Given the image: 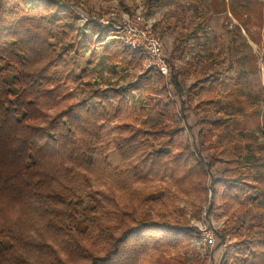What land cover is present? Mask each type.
<instances>
[{
  "label": "trees",
  "instance_id": "16d2710c",
  "mask_svg": "<svg viewBox=\"0 0 264 264\" xmlns=\"http://www.w3.org/2000/svg\"><path fill=\"white\" fill-rule=\"evenodd\" d=\"M60 1L0 0V264H135L146 253L148 236L158 232L183 235L186 249L170 258L161 251L156 264H199V254L188 256L195 228L178 214L175 198L154 196L146 208L121 213L110 222L96 194H78L60 175L73 162L89 156L91 161V153L105 147L111 135L122 160L144 166L139 181L169 182L196 217L204 209L223 206L235 223L246 208L245 197L256 204L264 187L241 164L243 156L233 141L215 143V131L233 119L224 106H217L221 72L214 77L195 74L187 90L174 64L168 84L157 72L165 94L153 96L155 88H149V104L158 119L147 127L142 121L146 110L130 108L127 90L140 89L150 71L126 86H78L84 70L77 63L87 40L75 12ZM241 1L264 27V1ZM162 3L145 0V10ZM179 45L175 41L173 50ZM105 51L109 61L122 67L144 58L122 41ZM76 83L79 96L70 89ZM204 106L225 118L199 117L202 146L192 149L180 133V117H187L188 108ZM205 148L212 150L208 160L201 154ZM218 164L224 167L212 172ZM259 210L260 221L248 235L225 227V234L239 239L219 264H264V234L254 229L259 225L264 230V204Z\"/></svg>",
  "mask_w": 264,
  "mask_h": 264
},
{
  "label": "rangeland",
  "instance_id": "374dc122",
  "mask_svg": "<svg viewBox=\"0 0 264 264\" xmlns=\"http://www.w3.org/2000/svg\"><path fill=\"white\" fill-rule=\"evenodd\" d=\"M75 1L60 2L67 10L75 12L80 31L87 40L77 63L78 70H84L78 86L83 82H90L95 88L126 86L150 71L148 82H144L140 89L127 90V99L130 108L146 110L142 121L147 127L156 122L158 114L149 104L148 91L149 88H155L153 96L165 94L157 72L146 67L145 56L142 62L131 67H122L109 61L105 48L110 49L122 40L118 32L113 31L108 24L94 19L110 17L109 20L116 21L123 16L134 17L141 14L152 22L163 39L168 61L174 64L175 70H179L185 90L195 82V74L214 77L218 71L221 72L217 106H224L227 112L233 114V119L226 127L215 131V143L233 141L237 147L236 153L243 156L241 164L244 163L255 181L264 187V27L248 11L245 1L163 0L160 6L150 11L145 10V0ZM175 41H179L180 45L173 50ZM169 79L170 77H163L165 84H168L166 82ZM76 85L77 83L73 84L70 89L79 96L82 94L81 88L77 89ZM172 96L176 97L174 93L170 97ZM215 110L216 108L207 106L198 111L188 108L185 119L179 116L180 126L183 128L180 133L192 149L197 145L202 146L197 138L201 126L197 123L199 117L225 118L224 113H217ZM108 140L110 141L105 147L99 146L91 153V161L89 156L84 162H73L68 166V171L64 170L60 175L62 181L72 185L78 194H96L107 208L106 220L115 222L121 213L140 211L149 205L147 200L154 196L173 197L178 214L187 220L189 227L195 228L188 256L191 259L193 252L199 254V264H219L229 245L238 241L237 235H248L250 226L259 223V207L264 204V195L256 204L249 196L245 197L246 208L237 213L233 224L229 221V214L223 212V206L214 211L204 209L201 218H198L191 210L188 200L174 194L176 189L171 188L169 182L139 181L138 177L144 172V166H135L132 162L122 160L111 135H108ZM211 153L210 148L201 151L206 160ZM222 167V164L215 165L212 172L216 173ZM150 212L154 214V210ZM227 225L233 227L238 234H225ZM202 227L214 229L216 244L213 247L198 245ZM254 229L264 234L259 225ZM164 235L166 234L161 232L149 235L146 253L135 264H156L161 251L166 254V258L185 251L186 241L183 240V235Z\"/></svg>",
  "mask_w": 264,
  "mask_h": 264
},
{
  "label": "built area",
  "instance_id": "2783aa9c",
  "mask_svg": "<svg viewBox=\"0 0 264 264\" xmlns=\"http://www.w3.org/2000/svg\"><path fill=\"white\" fill-rule=\"evenodd\" d=\"M94 19L108 24L113 31L118 32L125 45L141 51L146 58L145 64L148 69L155 70L166 78L171 76L172 66L166 56L164 41L150 20L141 14L134 17L123 16L116 21L109 20L110 17ZM200 229L198 245L213 247L216 244L214 229L208 227Z\"/></svg>",
  "mask_w": 264,
  "mask_h": 264
},
{
  "label": "bare ground",
  "instance_id": "6f19581e",
  "mask_svg": "<svg viewBox=\"0 0 264 264\" xmlns=\"http://www.w3.org/2000/svg\"><path fill=\"white\" fill-rule=\"evenodd\" d=\"M172 73V72H171Z\"/></svg>",
  "mask_w": 264,
  "mask_h": 264
}]
</instances>
